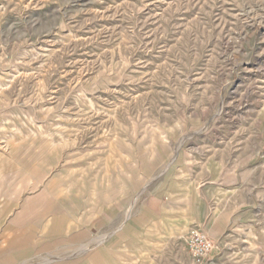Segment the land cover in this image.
<instances>
[{"label": "rangeland", "instance_id": "374dc122", "mask_svg": "<svg viewBox=\"0 0 264 264\" xmlns=\"http://www.w3.org/2000/svg\"><path fill=\"white\" fill-rule=\"evenodd\" d=\"M177 194L264 264V0H0V264H194Z\"/></svg>", "mask_w": 264, "mask_h": 264}, {"label": "crops", "instance_id": "0c3cea01", "mask_svg": "<svg viewBox=\"0 0 264 264\" xmlns=\"http://www.w3.org/2000/svg\"><path fill=\"white\" fill-rule=\"evenodd\" d=\"M178 197H175L173 199L170 207L172 212V220H176L177 222L183 223L186 226H197L200 228L211 240L215 245L221 246V243L223 242V238L229 231H235L238 228H243L244 226L242 224L236 225L235 224H229L221 221L224 219L235 220V216L229 215L227 211H220L218 209L212 208L210 205L211 198H206L205 200V206L202 212L197 209L196 204L197 202L194 201L193 198L188 199V202H186V205L189 207V210H184L182 206V202L180 199H182L181 195L177 194ZM159 196L156 197L158 200H154L153 198L148 202L149 206H156V209L159 210V208L164 207V203H161L159 201ZM186 199V197H185ZM214 199V197H212Z\"/></svg>", "mask_w": 264, "mask_h": 264}, {"label": "built area", "instance_id": "2783aa9c", "mask_svg": "<svg viewBox=\"0 0 264 264\" xmlns=\"http://www.w3.org/2000/svg\"><path fill=\"white\" fill-rule=\"evenodd\" d=\"M187 251L194 264H206L214 250L212 240L197 226L190 228L186 235Z\"/></svg>", "mask_w": 264, "mask_h": 264}]
</instances>
